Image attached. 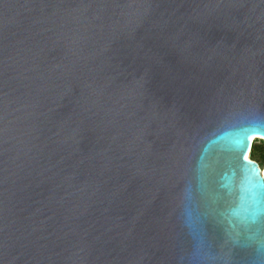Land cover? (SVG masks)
<instances>
[{"label":"water","instance_id":"obj_1","mask_svg":"<svg viewBox=\"0 0 264 264\" xmlns=\"http://www.w3.org/2000/svg\"><path fill=\"white\" fill-rule=\"evenodd\" d=\"M260 132L264 0H0V264H264Z\"/></svg>","mask_w":264,"mask_h":264},{"label":"clouds","instance_id":"obj_2","mask_svg":"<svg viewBox=\"0 0 264 264\" xmlns=\"http://www.w3.org/2000/svg\"><path fill=\"white\" fill-rule=\"evenodd\" d=\"M254 138H264V132L253 133V134H240L238 135L236 141L234 142V147L236 150L245 148V143L247 144L246 150L244 151V159L247 165L256 168V174L251 176V182H247V175H251V168L242 169L244 174V182L247 183V188H242V191L246 192L247 196L255 202V196L258 192V187L256 186L257 181H264V176L260 173L264 172V169H261L258 162L251 158V148L254 143Z\"/></svg>","mask_w":264,"mask_h":264},{"label":"trees","instance_id":"obj_3","mask_svg":"<svg viewBox=\"0 0 264 264\" xmlns=\"http://www.w3.org/2000/svg\"><path fill=\"white\" fill-rule=\"evenodd\" d=\"M251 158L264 165V139L256 138L251 148Z\"/></svg>","mask_w":264,"mask_h":264},{"label":"bare ground","instance_id":"obj_4","mask_svg":"<svg viewBox=\"0 0 264 264\" xmlns=\"http://www.w3.org/2000/svg\"><path fill=\"white\" fill-rule=\"evenodd\" d=\"M254 139H256V138H254Z\"/></svg>","mask_w":264,"mask_h":264},{"label":"rangeland","instance_id":"obj_5","mask_svg":"<svg viewBox=\"0 0 264 264\" xmlns=\"http://www.w3.org/2000/svg\"><path fill=\"white\" fill-rule=\"evenodd\" d=\"M255 140V139H254Z\"/></svg>","mask_w":264,"mask_h":264}]
</instances>
